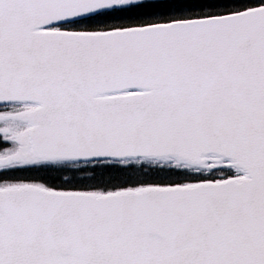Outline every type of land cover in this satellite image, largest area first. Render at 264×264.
<instances>
[{
	"label": "snow or ice",
	"instance_id": "6c2138e0",
	"mask_svg": "<svg viewBox=\"0 0 264 264\" xmlns=\"http://www.w3.org/2000/svg\"><path fill=\"white\" fill-rule=\"evenodd\" d=\"M0 264H264V0H0Z\"/></svg>",
	"mask_w": 264,
	"mask_h": 264
},
{
	"label": "trees",
	"instance_id": "16d2710c",
	"mask_svg": "<svg viewBox=\"0 0 264 264\" xmlns=\"http://www.w3.org/2000/svg\"><path fill=\"white\" fill-rule=\"evenodd\" d=\"M146 2L151 3V0H146ZM170 10H173V9L163 7V6L161 7L146 6V7H140V8H132L129 11L117 12V13H114L113 15L115 18H128V17L142 16V15L154 13V12H165V11H170Z\"/></svg>",
	"mask_w": 264,
	"mask_h": 264
}]
</instances>
